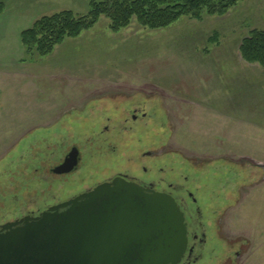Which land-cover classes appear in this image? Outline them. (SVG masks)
I'll list each match as a JSON object with an SVG mask.
<instances>
[{"label": "rangeland", "instance_id": "374dc122", "mask_svg": "<svg viewBox=\"0 0 264 264\" xmlns=\"http://www.w3.org/2000/svg\"><path fill=\"white\" fill-rule=\"evenodd\" d=\"M0 1V225L119 173L150 175L198 195L203 221L219 209L246 248L239 264H264V68L240 53L264 30V0L163 30L134 19L113 33L102 18L46 57L28 56L21 33L85 16L91 0ZM73 148L78 169L56 175Z\"/></svg>", "mask_w": 264, "mask_h": 264}, {"label": "water", "instance_id": "95a60500", "mask_svg": "<svg viewBox=\"0 0 264 264\" xmlns=\"http://www.w3.org/2000/svg\"><path fill=\"white\" fill-rule=\"evenodd\" d=\"M79 156L54 173L75 171ZM187 247L176 200L121 177L0 228V264H179Z\"/></svg>", "mask_w": 264, "mask_h": 264}, {"label": "trees", "instance_id": "16d2710c", "mask_svg": "<svg viewBox=\"0 0 264 264\" xmlns=\"http://www.w3.org/2000/svg\"><path fill=\"white\" fill-rule=\"evenodd\" d=\"M241 0H91L87 15L63 11L39 19L21 33L28 56L51 55L66 39H76L92 30L102 18L110 21V30L120 33L131 27L134 19L140 27L163 30L176 25L182 18L201 20L204 15L222 17ZM6 10L0 1V15ZM240 53L251 65L264 68V30H253L242 40Z\"/></svg>", "mask_w": 264, "mask_h": 264}, {"label": "flooded vegetation", "instance_id": "af4514ba", "mask_svg": "<svg viewBox=\"0 0 264 264\" xmlns=\"http://www.w3.org/2000/svg\"><path fill=\"white\" fill-rule=\"evenodd\" d=\"M140 111L141 110L139 108H135L134 114L132 115V118L134 120L137 121L139 119ZM147 154L148 156L149 155L151 156L154 155V152L151 151ZM79 163H80V156H79ZM147 171L148 170L145 168L144 169L145 174ZM65 175H69V174H65ZM58 176H64V175H58ZM148 176H146L145 178H141L139 176L119 173L115 176L109 177L101 182H98L93 188H88L84 192L94 189L99 184L111 182L115 178L121 177L129 182L137 183L144 188H151L158 192L166 193L172 196L178 203L181 211L184 213L185 221L187 225L188 247L182 261L179 264H213L217 262L218 259H219L218 264L240 263V261L246 254V248L243 246L242 243H241L242 245L236 243V240H233L229 237V234H227L226 229L224 228L226 223L225 222L226 216L221 217V214L219 215V213H221L219 209L214 213V216L209 219V222L207 218L205 219V221H203L204 217L202 212V205L198 200V195H196L190 189L186 188L184 185L169 182L165 178H160V179L158 177L150 178ZM82 193L72 196L65 201H58L56 204L48 205L43 211L47 210L52 206L64 203ZM43 211L32 212L29 215H25V216H38ZM25 216H22L21 218H16L13 221H7L5 223L20 220ZM5 223L1 224L0 228Z\"/></svg>", "mask_w": 264, "mask_h": 264}, {"label": "crops", "instance_id": "0c3cea01", "mask_svg": "<svg viewBox=\"0 0 264 264\" xmlns=\"http://www.w3.org/2000/svg\"><path fill=\"white\" fill-rule=\"evenodd\" d=\"M21 2H24V4H26V3H28L30 0H20ZM25 6H28V5H25ZM0 16H3V14L2 15H0Z\"/></svg>", "mask_w": 264, "mask_h": 264}]
</instances>
